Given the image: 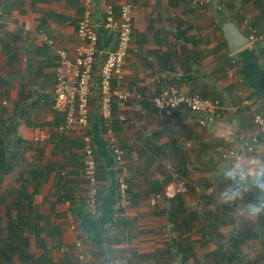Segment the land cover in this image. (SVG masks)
<instances>
[{"label":"crops","instance_id":"1","mask_svg":"<svg viewBox=\"0 0 264 264\" xmlns=\"http://www.w3.org/2000/svg\"><path fill=\"white\" fill-rule=\"evenodd\" d=\"M95 1L98 13L107 4L134 6L124 70L141 99L113 123L125 152L129 205H119L120 170L96 99L90 129L99 169L96 215L84 206L83 133L60 130L65 116L52 109L57 53H72L77 44L80 0H0V138L10 156L0 177V264H264V215L250 221L236 214L258 193L221 204L228 185L214 175L234 156L264 160V134L239 96L264 114V44L232 54L222 31L225 16L246 36L248 25H263L264 0L199 7L183 0ZM111 40L101 34V46ZM170 86L220 100L217 123L201 127L183 109L159 112L152 99ZM39 132L44 139L36 142ZM254 137L259 142L248 153L244 144ZM173 183L185 191L168 199L163 194Z\"/></svg>","mask_w":264,"mask_h":264},{"label":"built area","instance_id":"2","mask_svg":"<svg viewBox=\"0 0 264 264\" xmlns=\"http://www.w3.org/2000/svg\"><path fill=\"white\" fill-rule=\"evenodd\" d=\"M192 6L217 3V0H183ZM83 14L77 23V44L73 52L65 49L58 50V60L55 71V86L53 92L52 109L55 113L65 116L67 128H78L83 133L82 162L83 175L87 183L84 194V206L90 215H96L99 208L98 162L95 153L93 136L90 134L93 97L98 100V115L107 129L110 137V150L114 161L120 170L118 177L119 205L126 208L128 184L126 181L127 168L124 164V150L113 134L114 120H125L120 112L130 101L140 100L141 95L130 87L125 74V64L132 48L134 33V6L128 2L116 9L107 4L101 13L95 0H80ZM218 4V3H217ZM218 10L223 7L218 5ZM111 34L110 45L101 46V34ZM42 40L48 46H54L55 40L42 32ZM247 37L252 44H264V30L248 25ZM96 92V95H95ZM94 95V96H93ZM242 104L251 106L254 110L253 122L264 134V114L256 110L255 106L239 93ZM154 107L161 113L171 115L176 110H186L198 117L201 127L214 126L224 107L220 100L203 98L197 94L183 93L178 88L170 86L152 99ZM238 106L229 108L233 112ZM44 136L39 132L34 141H41ZM259 140L254 137L244 144L246 152L253 153ZM236 146V145H235ZM230 154H236V147ZM175 178V177H174ZM173 182H176L175 180ZM185 188L177 183L166 187L163 196L174 199ZM79 253L83 251L81 242H77ZM83 258V255L80 256Z\"/></svg>","mask_w":264,"mask_h":264},{"label":"clouds","instance_id":"3","mask_svg":"<svg viewBox=\"0 0 264 264\" xmlns=\"http://www.w3.org/2000/svg\"><path fill=\"white\" fill-rule=\"evenodd\" d=\"M264 160L259 157L246 158L234 156L228 158L214 175L221 176L227 187L218 195L221 204H233L240 200L246 192L255 190L257 199L245 207L238 208L236 214L250 221H256L264 215Z\"/></svg>","mask_w":264,"mask_h":264},{"label":"water","instance_id":"4","mask_svg":"<svg viewBox=\"0 0 264 264\" xmlns=\"http://www.w3.org/2000/svg\"><path fill=\"white\" fill-rule=\"evenodd\" d=\"M222 31L227 42L229 52L236 54L248 47L251 42L242 30L228 16H225Z\"/></svg>","mask_w":264,"mask_h":264},{"label":"trees","instance_id":"5","mask_svg":"<svg viewBox=\"0 0 264 264\" xmlns=\"http://www.w3.org/2000/svg\"><path fill=\"white\" fill-rule=\"evenodd\" d=\"M217 2L219 3V0H217ZM254 27H256V28H258V29H260V30H264V23H263V25H255V24H252ZM94 99H96V103L98 102V100H97V98L95 97ZM97 105V104H96ZM101 119V118H100ZM102 120V119H101ZM102 124H103V122H102ZM4 136V135H3ZM4 138V137H3ZM6 143H5V141L3 140V139H1L0 138V177H2L3 175H5V173H7L8 172V170H9V167H10V165H9V162H8V160H9V158H10V156L8 155V152L6 151ZM98 172H99V169H98ZM97 178H98V174H97ZM99 193H98V198H99ZM178 196V195H177ZM176 196V197H177ZM175 197V198H176ZM174 198V199H175ZM35 264H43V262H37V263H35ZM52 264V263H51Z\"/></svg>","mask_w":264,"mask_h":264}]
</instances>
